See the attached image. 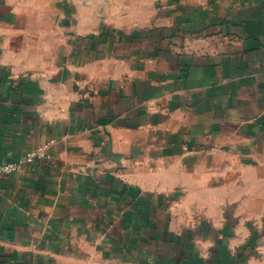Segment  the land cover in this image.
I'll use <instances>...</instances> for the list:
<instances>
[{
  "label": "crops",
  "instance_id": "0c3cea01",
  "mask_svg": "<svg viewBox=\"0 0 264 264\" xmlns=\"http://www.w3.org/2000/svg\"><path fill=\"white\" fill-rule=\"evenodd\" d=\"M0 264H264V0H0Z\"/></svg>",
  "mask_w": 264,
  "mask_h": 264
},
{
  "label": "built area",
  "instance_id": "2783aa9c",
  "mask_svg": "<svg viewBox=\"0 0 264 264\" xmlns=\"http://www.w3.org/2000/svg\"><path fill=\"white\" fill-rule=\"evenodd\" d=\"M45 152L42 147L38 148L35 151H30L26 153L21 159L17 161H1L0 162V177L7 176L17 171L21 170L22 166L25 163L33 161L36 157L44 156Z\"/></svg>",
  "mask_w": 264,
  "mask_h": 264
}]
</instances>
